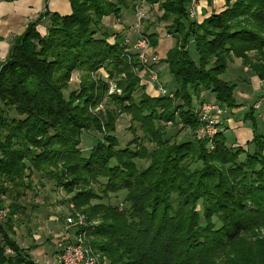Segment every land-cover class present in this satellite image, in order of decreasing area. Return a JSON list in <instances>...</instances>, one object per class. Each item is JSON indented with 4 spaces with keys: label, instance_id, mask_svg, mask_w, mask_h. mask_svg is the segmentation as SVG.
I'll list each match as a JSON object with an SVG mask.
<instances>
[{
    "label": "trees",
    "instance_id": "16d2710c",
    "mask_svg": "<svg viewBox=\"0 0 264 264\" xmlns=\"http://www.w3.org/2000/svg\"><path fill=\"white\" fill-rule=\"evenodd\" d=\"M67 1L70 13L60 15L48 11L43 0L44 11L0 62V211H7L0 220V264H35L14 239V217L25 209L15 201L32 191L34 174L67 193L78 187L71 203L77 210L86 206L81 211L95 221L88 228L89 243L107 264H264V154L258 146L264 135L253 140L254 154L240 161L243 150L227 148L221 136L212 147L205 140L170 142L155 125L172 123L177 115L196 128L192 104L202 93L232 107L227 66L232 58L247 64L250 51L256 57L251 71L264 85V0H224V10L201 23L186 19L191 0L161 2L164 14L175 17L168 34L181 39L165 61L174 99L142 93L138 100L133 94L144 87L134 72L142 69L137 56L126 53L122 32L103 24L109 16L120 19L127 3ZM43 24L46 33L40 35L37 27ZM190 40L197 63L187 50ZM99 69L109 79H95ZM74 71L86 76L79 91L65 97ZM111 79L120 94H107ZM105 97L140 125L151 150L141 144L117 148L114 114L107 111L102 121L91 112ZM91 129L102 140L84 156L81 136ZM140 160L150 163L137 168ZM97 179L104 181L100 194L87 188ZM120 192H125L123 208L90 205Z\"/></svg>",
    "mask_w": 264,
    "mask_h": 264
},
{
    "label": "rangeland",
    "instance_id": "374dc122",
    "mask_svg": "<svg viewBox=\"0 0 264 264\" xmlns=\"http://www.w3.org/2000/svg\"><path fill=\"white\" fill-rule=\"evenodd\" d=\"M129 8L123 11L128 12V14H133V21L129 23L124 29L121 30L120 19H115L109 16L111 23L106 26L108 29H113L122 32L125 36V45L128 48L126 53L133 54L137 56L141 70H134L136 76H138L140 85L144 87V91L141 89L137 90L133 95L136 100H138L142 93L147 94L150 97L164 96L174 99V90L171 87H175L172 78L169 74V66L165 62L167 54L169 51L181 46V39L178 36L169 35L168 30L172 26L175 17L167 16L164 14L160 3H148L145 0H124ZM205 0H202L204 2ZM194 2L193 12L190 13L191 3ZM206 2V1H205ZM202 4L200 1L191 0L187 8L186 19L195 23H201L205 15L219 8L215 3ZM224 2V0H223ZM224 4V3H223ZM52 7L63 9L66 3L63 0H52ZM224 10V5L223 9ZM221 10V11H222ZM218 11L217 13L221 12ZM216 13V12H214ZM122 14V13H121ZM183 23L186 24L187 21L184 18L181 19ZM122 22V21H121ZM153 33L154 37H151ZM99 34L96 36L98 37ZM145 40V45L140 46L139 41ZM114 37L111 36L108 42L112 43ZM187 50L191 59L197 63L198 56L194 48L193 41L190 40ZM141 53H144V58H141ZM248 63L243 64L240 58H232L230 63H228L226 70V82L233 87V106L228 108L225 105L219 104L213 96L209 93H202L201 100H194L193 107L195 108V114L198 119L199 109L203 102L210 101L222 109V113L219 116V123L216 127V133L208 141L206 139H198L196 137L197 127L191 129L186 127L181 123L177 115L175 120L171 123H155L164 128L165 139L170 142H186L195 140H205L208 146L212 147L214 144V139L216 136H221L224 145L227 148H231L232 151L238 149L243 150V154L239 156V160L245 159L247 154L253 155L254 153V143L253 140L258 138V135H264V85L258 79L254 73H252L250 64L254 65L255 53L250 51L247 53ZM86 74L82 71H74L71 74V78L68 82L67 91H65L64 96L68 97L71 92H78L79 86L82 80L85 78ZM95 79L102 78L103 80L109 79V75L104 69H99L95 74ZM155 76L153 80L152 77ZM254 77V79H253ZM252 78V79H251ZM114 80V79H113ZM110 80L108 95L112 93L120 94V89L116 88V85ZM170 82V83H169ZM165 90L166 95H160V91ZM172 92V93H171ZM171 94V96H169ZM1 106V104H0ZM107 111H111L113 117L114 132L113 136L117 139V148H125L130 146L134 148L135 145H144L147 149H152L154 147L153 143H149L148 138L142 133L140 125L132 119L129 114L120 111L114 103L105 97V99L91 110L92 114H100L102 121H104ZM160 110H158L159 112ZM262 116L260 118L259 116ZM236 123H241L240 128H246L251 133V138L243 143L239 144L236 140L230 144H227L226 136H234L233 132L236 129L229 130V127ZM103 130V129H102ZM230 131V132H228ZM225 133H230L231 135H226ZM147 138V139H146ZM234 138V137H231ZM102 140V135L91 129L88 132H84L81 136V144L79 148L81 149L82 155H86L88 151L96 144V141ZM259 147H262L261 152L264 154V139L262 142L258 143ZM238 159H234L238 161ZM149 160L136 161L137 168H146L149 165ZM200 165V163H198ZM32 191L26 193V196L21 198L20 201L25 209L20 213L15 215V236L14 239L19 243L22 248H25L28 255L32 258V252L36 248L43 247L44 243L48 242L49 245H45L49 250L54 249V258L51 259V263L57 264L58 250L63 246L64 242L72 241L79 235L82 236L86 245L90 247L93 256H95L97 264H107L106 260H102L100 255L96 253L90 246V237L88 235V228L90 225L95 224L94 222H89L87 217L81 210L86 209V206H82L81 209H76L73 203H71V196L78 192V187H76L71 193H67L61 186H56L54 182L49 181L41 175L34 174L31 178ZM104 181L97 179L90 181L87 188L93 189L96 193L100 194V189L103 187ZM109 198L103 199L101 201L92 200L90 205L104 204L106 206H118L123 208L125 192H120L116 194L107 195ZM4 204H9L8 199L3 198ZM73 205L71 208L70 205ZM201 208L198 207V210ZM75 212L73 217H71L72 224L66 223L67 217L71 212ZM7 211H0V220L4 219ZM51 217L56 225L55 229L46 228V220ZM81 217V220L79 219ZM214 225H219V219L215 216L212 217ZM66 235V237H63ZM36 236V237H34ZM32 247V248H31ZM6 253H10L9 250ZM31 253V254H30ZM35 256V255H34ZM52 257V256H51ZM102 262V263H101Z\"/></svg>",
    "mask_w": 264,
    "mask_h": 264
},
{
    "label": "crops",
    "instance_id": "0c3cea01",
    "mask_svg": "<svg viewBox=\"0 0 264 264\" xmlns=\"http://www.w3.org/2000/svg\"><path fill=\"white\" fill-rule=\"evenodd\" d=\"M52 0H48L47 2V10L52 13H58L60 15H67L70 13V6L67 0H63L66 3V6H63V9H59L56 7H52L51 4ZM202 4H206V2L200 1ZM217 7L219 8L214 9L208 12L204 18L208 17L212 12H218L223 9V0H216L215 2ZM44 11L43 0H0V62L4 61L9 48L14 41L15 38L19 37L23 31L25 30L26 26L37 19L40 13ZM133 14H128V12L123 11L120 23L121 30L124 29L129 23L133 21ZM122 21V22H121ZM111 23L110 17L104 18L103 24L108 26ZM45 25H39L37 27V31L40 35H44L45 32ZM115 26L113 28L115 30ZM120 32V30L116 31ZM252 79V78H251ZM254 79V77H253ZM170 83V82H169ZM174 87H171L173 90ZM262 118L261 114L259 116ZM241 123H236L232 127H229V130L236 129L233 134L234 138L230 136H226L227 144H230L236 140L239 144H243L247 142L251 138V133L246 128H240ZM230 132V131H228ZM226 135H231L230 133H225ZM56 225L51 217L49 220H46V228L48 229H55ZM36 237V236H34ZM63 237H66L64 235ZM50 243H44L43 247L36 248L35 251L32 252V258L35 264H53L51 263V259L54 258V249L49 250L46 248L45 245H49ZM52 252V253H51ZM31 254V253H30ZM35 255V256H34ZM52 256V257H51Z\"/></svg>",
    "mask_w": 264,
    "mask_h": 264
},
{
    "label": "built area",
    "instance_id": "2783aa9c",
    "mask_svg": "<svg viewBox=\"0 0 264 264\" xmlns=\"http://www.w3.org/2000/svg\"><path fill=\"white\" fill-rule=\"evenodd\" d=\"M194 2L191 3L190 13L193 12ZM140 46L145 45V40L139 41ZM146 46V45H145ZM146 56V55H145ZM144 53H141V58H144ZM155 79V76L152 77ZM160 95H166L165 90L160 91ZM172 93V92H171ZM171 96V94H169ZM217 104L205 101L202 103L199 109L198 114V126L196 130V137L198 139H208L216 133V127L219 123V116L223 112L221 108H219ZM73 208V205H70ZM75 212H71V214L67 217L66 223L69 225L72 224V218ZM81 220V217L79 218ZM57 264H97L95 256L86 243L84 242L81 235L72 241H67L63 243V246L59 248L57 255Z\"/></svg>",
    "mask_w": 264,
    "mask_h": 264
}]
</instances>
